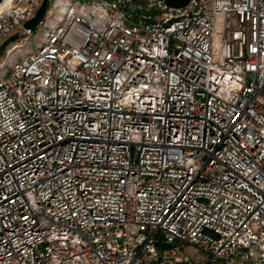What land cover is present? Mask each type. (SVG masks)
<instances>
[{
    "label": "built area",
    "instance_id": "1",
    "mask_svg": "<svg viewBox=\"0 0 264 264\" xmlns=\"http://www.w3.org/2000/svg\"><path fill=\"white\" fill-rule=\"evenodd\" d=\"M41 2L0 0V264H264V0H48L21 54Z\"/></svg>",
    "mask_w": 264,
    "mask_h": 264
},
{
    "label": "water",
    "instance_id": "2",
    "mask_svg": "<svg viewBox=\"0 0 264 264\" xmlns=\"http://www.w3.org/2000/svg\"><path fill=\"white\" fill-rule=\"evenodd\" d=\"M189 0H165V2L169 6H184L188 3ZM48 5V0H42L41 5L39 9L37 10L36 14L29 20L25 21L23 23V27L26 29H30L31 31H34L37 27V25L42 21V18L45 14L46 8ZM172 245L169 243H162L161 248L162 249H168L171 248Z\"/></svg>",
    "mask_w": 264,
    "mask_h": 264
},
{
    "label": "rangeland",
    "instance_id": "3",
    "mask_svg": "<svg viewBox=\"0 0 264 264\" xmlns=\"http://www.w3.org/2000/svg\"><path fill=\"white\" fill-rule=\"evenodd\" d=\"M55 18V17H54ZM52 22V21H51ZM38 26V25H37ZM41 33L39 30H35L32 35L30 36V40L27 45H23L21 48V54L26 53L28 51H35L36 50V39H39ZM20 37V36H19ZM19 37H9L0 43V60L5 58L6 53L12 47V44L18 40Z\"/></svg>",
    "mask_w": 264,
    "mask_h": 264
},
{
    "label": "bare ground",
    "instance_id": "4",
    "mask_svg": "<svg viewBox=\"0 0 264 264\" xmlns=\"http://www.w3.org/2000/svg\"><path fill=\"white\" fill-rule=\"evenodd\" d=\"M55 15H57V16H59L60 15V9H59V11H57V13L55 14ZM57 16H54V17H57ZM30 37H28V39H29ZM30 40V39H29ZM26 41H24V43H25ZM23 43V44H24ZM21 47V46H20ZM22 48V47H21ZM21 48H18L17 50H19V49H21Z\"/></svg>",
    "mask_w": 264,
    "mask_h": 264
}]
</instances>
